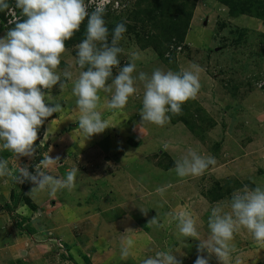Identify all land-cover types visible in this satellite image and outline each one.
Wrapping results in <instances>:
<instances>
[{"label":"rangeland","instance_id":"374dc122","mask_svg":"<svg viewBox=\"0 0 264 264\" xmlns=\"http://www.w3.org/2000/svg\"><path fill=\"white\" fill-rule=\"evenodd\" d=\"M229 1L233 9L247 4L249 13L234 9L233 14L223 0H86L89 12L97 4L106 8L109 41L115 25L126 23L120 42L124 52L118 56L120 65L113 69V77L133 57H137L134 76L140 72L151 75L157 68L191 70L196 64L201 69V88L195 99L183 104L181 114L169 113L164 126L141 123V82L137 81V93L119 110L107 108L110 94L101 91L97 110L114 127L86 140L78 127L80 112L72 93L82 71L76 64V46L84 39L86 20L65 42L57 71L68 68L72 79L62 78L67 82L63 90L59 83L50 92L43 90L53 100L46 103H60L62 111L45 120L33 156L16 158L7 150L1 154L14 174L20 167L35 174L48 155L60 157L58 163L44 169L56 178H65L67 172L77 169L74 188L55 196L48 191L31 192L37 185L30 181L0 178V211L10 215L14 226L20 225L26 233L35 230V225L46 229L51 223L49 210L57 219L64 218L73 243L53 238V264H76L72 255L81 264H142L149 256L169 250L180 264H195L198 255L208 254L198 252V240L180 235L173 214L191 213L201 239H206L214 205L229 202L231 194L244 185L264 188V0ZM9 3L18 17L14 0ZM8 11L0 12V38L14 27L10 23L14 16H8ZM189 149L214 157L216 163L202 175L178 177L175 161ZM158 189H164L163 195ZM3 197L11 205L20 199L40 200L43 212L35 211L39 217L28 223L15 216ZM52 201H57L55 207ZM153 218L159 227L148 224ZM127 238L134 243L129 256L122 259L121 241ZM230 243L236 251L229 264L237 259L239 264H264L263 246L246 230L235 233ZM248 251L251 255L245 253ZM239 253H245L244 257L237 258ZM209 264L221 262L212 255Z\"/></svg>","mask_w":264,"mask_h":264},{"label":"clouds","instance_id":"9594fccd","mask_svg":"<svg viewBox=\"0 0 264 264\" xmlns=\"http://www.w3.org/2000/svg\"><path fill=\"white\" fill-rule=\"evenodd\" d=\"M11 8L9 0H0V12ZM14 8L19 10V16L10 21L14 27L0 38V149L11 152L16 158L33 156L38 129L53 113L62 111L60 103L53 102L52 106L46 103V100H53L43 90L50 92L58 83L63 90L72 79L68 68L62 72L57 70L66 51L65 42L80 30L85 20L84 39L76 46V64L82 71L74 81L72 93L80 112L78 127L86 140L114 127L102 119L97 110L101 91L110 94L107 108L119 110L137 93V81L141 82V123L157 126L168 122L169 113L181 114L183 104L197 97L201 88L198 75L201 69L196 64L191 65V70L162 71L157 68L151 75L140 72L134 76L137 57H133L113 77V69L120 65L118 56L124 52L120 42L127 28L125 22L117 23L109 41V29L104 19L106 8L102 4L89 12L86 0H14ZM59 160V156L53 159L48 155L37 165L35 174L27 167H20L14 174L8 161L0 158V178L10 177L16 183L30 181L37 185L31 192L48 191L49 195L55 196L64 189L71 191L77 175V169H72L61 179L44 170ZM215 163L214 157L189 149L175 161L174 171L180 178L199 176ZM158 192L163 195L164 189H158ZM141 211L147 214V210ZM173 215L180 235L198 240V252L208 254L207 257L198 255L195 264H209L212 255L221 264H229L236 251L230 242L241 229L246 230L256 244L264 246V188L260 186L249 188L244 185L231 194L229 202L214 205L207 221L209 234L206 239H201L191 213L182 211ZM148 224L160 226L157 218ZM133 243L131 238L121 241L122 259L129 256ZM142 264H180V261L169 250L149 256ZM235 264H239L238 259Z\"/></svg>","mask_w":264,"mask_h":264},{"label":"crops","instance_id":"0c3cea01","mask_svg":"<svg viewBox=\"0 0 264 264\" xmlns=\"http://www.w3.org/2000/svg\"><path fill=\"white\" fill-rule=\"evenodd\" d=\"M46 123L47 122L44 123V129ZM41 128L42 126L38 129V131ZM40 146H43V144H40ZM3 152L4 150L0 151V158H4V156L1 155ZM1 187H3V185ZM31 196L29 195V198L32 199ZM64 198L69 199L70 201V197L68 195H66ZM4 199L6 200V204H8L11 209H13L15 216L17 215L21 220L24 219L27 222L29 220V222L33 223L37 220V217H39L35 216L34 213L35 211H39L41 209L39 208L42 206V203H39L40 200L32 201L33 205H36L35 207L38 208L31 210L21 199L17 201L16 204L14 201H12V205L8 201V197ZM101 201V198L97 199V202ZM56 202L57 201H52V204H54L53 207H55ZM3 212L5 211H0V264H7L8 262V264H53L51 262L50 250L54 247V243L56 241L54 239L61 237V239L67 245H71V243H73V238L71 239V236L73 235L68 230V226H66L67 224H64V218L57 219L56 215L53 214V210H49V217L51 218L50 227L45 229L42 225H33L35 230H31L28 233H26L25 230L23 231L24 228L19 230L16 226H14L10 220V215ZM41 212H43V209ZM69 222L70 221H68V225ZM22 226H25L24 223ZM251 251L245 253L251 255ZM245 253L237 254V258L241 259L244 257ZM72 257V262L81 264L74 255H72Z\"/></svg>","mask_w":264,"mask_h":264},{"label":"trees","instance_id":"16d2710c","mask_svg":"<svg viewBox=\"0 0 264 264\" xmlns=\"http://www.w3.org/2000/svg\"><path fill=\"white\" fill-rule=\"evenodd\" d=\"M228 2H230L229 0H223V3H225L226 5H228L229 6V9H230V12L231 13H233L234 14V9H235V12L237 11V12H240L241 14H246V13H249V10H248V8H247V4L246 5H244V4H241L240 5V7L237 9V6H234V9H233V5L231 6V3H228ZM237 9V10H236ZM2 14H3V12H2ZM4 16V15H3ZM12 200H13V198H12ZM17 202V201H16ZM16 202H15V204H16ZM31 210H35V206L32 204V202L31 201H29L28 199H25L24 201H23ZM17 228H19V229H23V228H20V225H17L16 226Z\"/></svg>","mask_w":264,"mask_h":264},{"label":"built area","instance_id":"2783aa9c","mask_svg":"<svg viewBox=\"0 0 264 264\" xmlns=\"http://www.w3.org/2000/svg\"><path fill=\"white\" fill-rule=\"evenodd\" d=\"M8 13H9L8 16H10L11 18H12V16H16L15 11L13 10V7L8 11Z\"/></svg>","mask_w":264,"mask_h":264}]
</instances>
